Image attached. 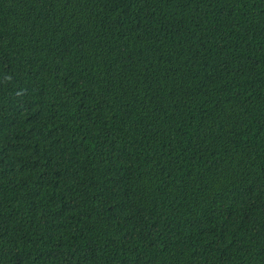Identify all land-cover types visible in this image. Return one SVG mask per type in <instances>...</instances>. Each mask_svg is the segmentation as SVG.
<instances>
[{
    "label": "trees",
    "instance_id": "1",
    "mask_svg": "<svg viewBox=\"0 0 264 264\" xmlns=\"http://www.w3.org/2000/svg\"><path fill=\"white\" fill-rule=\"evenodd\" d=\"M0 264H264V0H0Z\"/></svg>",
    "mask_w": 264,
    "mask_h": 264
}]
</instances>
